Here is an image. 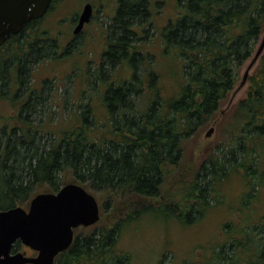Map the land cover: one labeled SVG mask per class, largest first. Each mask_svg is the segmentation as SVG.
I'll use <instances>...</instances> for the list:
<instances>
[{"label":"trees","instance_id":"obj_1","mask_svg":"<svg viewBox=\"0 0 264 264\" xmlns=\"http://www.w3.org/2000/svg\"><path fill=\"white\" fill-rule=\"evenodd\" d=\"M147 7L148 0H121L109 26L102 71L106 72L105 66L114 68L130 53L133 60L142 58L143 51L131 41L138 34L134 24L148 19ZM181 10L175 21L164 26L162 36L165 50L182 59V92L172 100L160 92L142 109L130 98L139 96L144 86L136 64L132 81L110 84L105 93L111 132L117 139H97L85 116L84 126L61 129L46 145L32 120L23 115L25 109L36 110L32 98L39 97L34 90L14 116L20 124L7 122L0 128V210L23 206L36 191H58L66 184V175L96 191L129 194L146 202L110 226L76 236L56 264H128L129 254L119 242L126 224L152 212L191 224L220 201L221 183L232 171L244 169L246 175L262 177L254 153L264 142L255 145L250 140L264 139V54L248 77L247 97L238 104L251 127L246 137L239 136L238 149L230 158H211L194 178L185 176L168 188L180 172L185 142L217 115L264 34V0H185ZM54 43H24L11 59L0 58V95L19 96L32 75L31 64L48 55ZM249 134L253 135L249 138ZM255 227H240L238 234L227 229L229 239L195 264H264V231L255 233ZM23 248L27 247L16 242L15 251Z\"/></svg>","mask_w":264,"mask_h":264},{"label":"rangeland","instance_id":"obj_2","mask_svg":"<svg viewBox=\"0 0 264 264\" xmlns=\"http://www.w3.org/2000/svg\"><path fill=\"white\" fill-rule=\"evenodd\" d=\"M83 2L85 0H63L59 8L55 7L45 17L29 25L22 39H12L0 48V58L5 60L16 55L21 44L29 46L34 36L39 34L45 35L49 42H55L54 51L48 55L43 54L37 62L31 64L32 75L28 76L25 89L19 96L12 99L7 94L0 95V128L6 126L7 122L11 125L20 124L14 116L20 114L21 106L30 99V90H34L33 95L39 97H31L37 105L36 110L25 109L23 115H28L29 120H32L34 129L42 134V141L46 145L54 140L55 133L61 129L85 124L92 127L93 135L99 140L105 136H115L117 139V134L111 132L112 122L104 99L105 93L110 84L115 86L123 81H132L136 64V72L144 86L139 96L130 95V98L138 101L142 109L146 110L157 95L160 96V92L164 99L169 100L181 94L185 80L183 62L176 53L165 50L162 30L169 22L177 19L185 0H150V19L134 24L138 34L131 41L133 46L143 51L142 58L133 60L130 53L127 59L118 62L114 68L105 66L106 72L99 67L109 46V26L118 1L109 0L95 20H91L81 33L75 35L74 29L78 22L73 16L77 17L82 11ZM262 37L255 47V53ZM71 39L72 42L68 44ZM263 54L264 51L250 74L260 65ZM250 61L239 73L235 89L217 115L185 142L180 172L169 189L174 187L176 180L185 176L194 178L211 158H230L232 150L238 149L239 136L246 137L244 135L251 127L247 126V117L239 113L238 104L247 97L249 81L239 87ZM85 116L89 117V121L84 124ZM210 129L213 130L208 135ZM263 142L264 139L250 140L255 145ZM260 146L254 157L256 165L261 168L262 177L258 179L246 175L244 169L239 173L232 171L221 183L220 201L213 203L198 221L185 224L152 212L144 214L136 222L126 224L121 230L119 242L129 254L128 264H195L229 239L231 234L227 229L238 234L240 227L252 229L256 226L255 233L264 231V144ZM65 182L82 184L72 175H66ZM85 187L97 198L101 219L94 225L76 228L75 236L110 226L125 217L130 210L146 206V202L129 194L112 196ZM31 199L23 205L25 208L30 206ZM154 201L160 203V197ZM227 224L230 227L225 229ZM20 250L27 255L35 254L30 248Z\"/></svg>","mask_w":264,"mask_h":264},{"label":"water","instance_id":"obj_3","mask_svg":"<svg viewBox=\"0 0 264 264\" xmlns=\"http://www.w3.org/2000/svg\"><path fill=\"white\" fill-rule=\"evenodd\" d=\"M51 1L0 0V47L11 35L20 33L27 23L43 16ZM91 15L92 5L87 4L75 33L83 29ZM263 51L264 34L239 88L248 81ZM100 219L97 198L82 184L69 182L56 192H39L32 197L28 208L17 205L0 210V264H56L58 256L73 245L76 228L94 225ZM18 241L35 254L15 251Z\"/></svg>","mask_w":264,"mask_h":264},{"label":"flooded vegetation","instance_id":"obj_4","mask_svg":"<svg viewBox=\"0 0 264 264\" xmlns=\"http://www.w3.org/2000/svg\"><path fill=\"white\" fill-rule=\"evenodd\" d=\"M109 1V0H108ZM108 1L107 0H96V1H94V0H85V2H83V3H81V4H83V8H82V11H83V9H84V7L87 5V4H91L92 5V15H91V19H90V21L91 20H95V18L98 16V13H99V11L101 10V8L102 7H104V6H106V4L108 3ZM116 1H118V4H117V9H116V12H115V14L112 16L113 17V19L115 18V16L117 15V13H118V11H119V8H120V5H121V0H116ZM62 3H63V0H52L51 1V4H50V7L48 8V10L46 11V13L43 15V16H41L40 18H38V19H34V20H32L31 22H29V23H27V24H29V25H32L33 23H35V22H37V21H39L41 18H43V17H45L46 16V14H48L49 12H51L55 7H56V9L57 8H59L61 5H62ZM149 3H150V0H148V7H147V12H148V15H147V17H149L150 15H151V9H150V7H149ZM82 11L79 13V14H77V17H76V15L75 16H73V19H77V22L79 23V19H80V16H81V13H82ZM77 13V12H76ZM74 15V14H73ZM112 19V20H113ZM89 21V22H90ZM89 22H87V23H89ZM77 23V24H78ZM87 23H85L84 24V26H83V29H84V27H85V25L87 24ZM26 24V26L24 27V29L20 32V33H18V34H13V35H11L8 39H7V41L3 44V45H1V47L2 46H5L6 44H8L12 39H18L19 38V40L20 39H22L23 37H24V35H25V32L28 30V26L29 25H27ZM111 24H112V22H111ZM110 24V25H111ZM140 24V23H139ZM32 29V27H30L29 28V30H31ZM82 29V30H83ZM34 30H36V28H34ZM82 30L79 32V33H81L82 32ZM79 33H75L74 32V34L75 35H77V34H79ZM23 36V37H22ZM35 41H39V42H47V41H49V39L47 38V37H45V35H38V36H34V40H33V42H35ZM70 42H72V39L68 42V44L70 43ZM67 44V45H68ZM0 47V48H1Z\"/></svg>","mask_w":264,"mask_h":264}]
</instances>
